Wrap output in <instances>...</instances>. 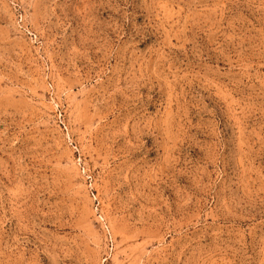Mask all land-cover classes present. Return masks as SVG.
I'll use <instances>...</instances> for the list:
<instances>
[{"label": "rangeland", "instance_id": "1", "mask_svg": "<svg viewBox=\"0 0 264 264\" xmlns=\"http://www.w3.org/2000/svg\"><path fill=\"white\" fill-rule=\"evenodd\" d=\"M0 264H264V0H0Z\"/></svg>", "mask_w": 264, "mask_h": 264}]
</instances>
